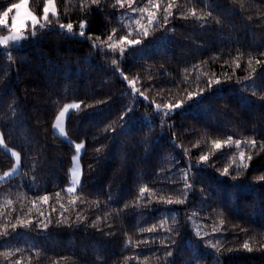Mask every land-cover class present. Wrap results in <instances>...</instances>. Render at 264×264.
Listing matches in <instances>:
<instances>
[{
	"label": "trees",
	"instance_id": "trees-1",
	"mask_svg": "<svg viewBox=\"0 0 264 264\" xmlns=\"http://www.w3.org/2000/svg\"><path fill=\"white\" fill-rule=\"evenodd\" d=\"M19 2L0 0V12ZM45 2L29 0V6L42 15ZM55 2L59 23L71 22L79 31V21H89L84 38L45 29L12 50V61L0 51V131L5 144L21 154L20 173L0 183V225L18 218L32 221L28 228L18 226L11 235L0 236V253L14 252L8 260L0 255V264H158L162 242L169 237L175 239L169 258L175 264H186L197 251L201 264H216L215 250L205 247L210 242H219L221 264H264V181L258 179L264 175V149L259 147L264 142V65L255 63L264 60V0H173L165 28L153 30L124 56L93 48L87 37L107 40L113 29L118 37L126 35L121 20L132 13L127 6L113 8L114 0H102L100 8L93 5L86 13L80 0ZM167 3L160 0L158 16ZM147 4L133 0L132 7ZM193 7L203 20L181 17ZM50 20L58 28L56 18ZM5 32L0 28V35ZM138 50L146 53L137 55ZM123 76L135 79V88L148 99ZM209 79L221 83L209 88ZM198 90H204L203 99L189 101L188 94ZM181 100L182 107L168 118L155 112V104ZM71 102L81 107L67 119L66 141L53 127ZM129 106L134 119L127 134L119 127L105 131ZM229 136L240 145L229 146ZM251 139L256 148L247 146ZM213 141H221L222 147L214 148ZM80 142H85L82 184L69 194L74 145ZM241 151L252 156L249 167L236 180L221 175L225 167L237 175ZM202 154L209 156L207 162H198ZM13 165L12 155L0 147V175ZM189 170L195 182L189 178L194 191L186 203H161V197L181 194L182 177ZM142 187L148 189L143 197ZM45 195L47 204L40 199ZM61 205L71 227L57 224ZM40 212L50 215L46 230L36 226L44 219ZM173 216L179 221L178 236L140 231L153 224L159 228L161 220L177 227ZM197 228L207 233L203 239L195 235ZM145 240L150 243L137 247ZM245 242L253 251L242 247Z\"/></svg>",
	"mask_w": 264,
	"mask_h": 264
},
{
	"label": "snow or ice",
	"instance_id": "snow-or-ice-1",
	"mask_svg": "<svg viewBox=\"0 0 264 264\" xmlns=\"http://www.w3.org/2000/svg\"><path fill=\"white\" fill-rule=\"evenodd\" d=\"M102 3V0H80L79 3V8L86 13L89 11L90 7L95 5L97 8H100V5ZM133 0H114V3L112 4L113 8H125L127 6L128 9H130L134 13H139L140 16L144 19L147 20V24H142L140 19H137L135 21L136 26H137V31H136V37H143L146 38L150 35V33L153 32V30H160L165 28V26L170 22V17L173 15L172 8H173V0H168L167 5L163 9V15L158 16L157 13L160 11V0H148V5L145 7H138V8H133L132 7ZM28 0H20L19 3L11 4L10 6L6 7L2 12H0V26H4L8 32L7 35L0 37V49H4V55L6 56L8 61H12V50L18 49L22 47V44L24 42H27L31 39H35L38 36V33L47 30L49 32L51 31H59L60 33L64 34L66 38H74L75 36L79 37H85V30L88 27L89 21L87 19H83L79 21L78 23V29L79 31L76 32L74 31V24L73 23H59V13L56 9L55 6V0H46L44 7H43V15L42 17H38L35 14H33L30 10L27 8ZM15 10V15L11 17V24L9 26V14L13 13ZM103 11V9H101ZM49 13H51L52 17L56 18L57 23H58V28L53 25V21L50 20L49 18ZM195 17L197 20H203L204 17L199 16L197 14L196 8L193 7L189 9L187 12H182L181 17L184 19H187L188 16ZM207 16H211V12L207 13ZM251 19V17H249ZM162 21V22H161ZM219 22V21H217ZM30 25V27H29ZM131 34V33H129ZM116 36V30L113 29L111 35L107 37V41L102 42L101 44H97L96 40L99 38L93 39V37L88 36L87 39L92 40V47L93 48H102L103 45H106L107 49L110 50L111 52H119L120 55H123L125 51V45H139L142 43V40L140 38H133L129 39L128 35H124L119 37L118 39L114 40V37ZM166 37H160L158 39H163ZM261 56H264V52L260 53ZM112 65H116L117 61L112 60L111 61ZM257 65H264V60H259L257 59L255 61ZM248 65L250 68H252L253 71L255 69L253 68V60L249 59L248 60ZM239 67V64L237 63L236 65ZM122 74V73H121ZM123 79L125 81L129 82V85L132 87L133 91L138 93L140 96L144 97V99H148L147 96L143 92H141L139 89L135 88V79L130 80L128 79L127 76H123ZM228 79H231L229 77ZM4 81L0 80V84H3ZM208 87L211 88L213 84H220L221 81L219 79H209L208 80ZM5 88H8V85H4ZM203 91L204 90H198L195 93H189L187 96V99L189 101H192L193 103H196L197 101L194 100V97H199L200 99H203ZM256 93L254 92L253 95ZM260 99L264 100V96H261ZM16 101H12V105H16ZM184 104V101H177L175 103H167L165 105L161 104H155V110L156 112L160 113L162 117L168 118L170 117L176 109H179L182 107ZM81 107L80 104H69L65 105L64 109L59 112L58 116L56 117V123L54 127L59 130V132L65 136L67 139V135L65 133V129L62 126V121L68 112V110L71 109H76L79 110ZM91 107V105H89ZM134 109L133 107L129 106L127 107L126 111L124 112V115L120 117L119 121L114 122L113 125H108V127L105 129V131H111L115 132L116 128L119 127L122 131V133L127 134L125 131L127 129L128 124L134 119V116L131 115L133 113ZM15 114V110L13 112ZM127 117V119H125ZM115 125V126H114ZM165 126V122L163 119H161V127ZM151 127V125H150ZM147 139L145 140V143H147ZM226 143L231 146L233 143H235L237 146L240 145L241 141H233L232 137L229 136L227 138ZM247 146L250 148H256L257 147V141L255 139H251L250 141H247ZM0 145H3L5 149H7V145L4 143L3 139V133H0ZM75 151L79 153L82 148H84V144L78 143L74 145ZM213 147L216 149H220L222 147V142L221 141H213ZM259 147L264 149V142H261ZM96 151H101V149H96ZM14 157H16L17 162L20 160V154L17 152H12L11 153ZM239 164L237 165V175L231 176L229 173V168L225 167L223 168L221 175L223 176H230L232 180H236L239 177L240 172L246 170L249 167L248 161H251L252 156L248 155L245 157L244 152H240L239 154ZM209 159L208 155H200L198 157V162H207ZM236 158L233 157V162H235ZM73 162H74V167L71 169V186L66 189L68 193H74L76 192V186L80 185L81 183V177H82V168L81 165L78 163V157L74 156L73 157ZM10 175V174H6ZM192 178V181L195 182V175L192 173L190 170L185 171L184 175L182 177L184 181V188L183 191L179 196L176 198H173L169 196L168 198H160V202L163 204L167 205H173V204H184L186 203L188 199V193L193 192V183L189 182V178ZM0 179H3V177H0ZM259 180L264 181V175H261L258 177ZM238 187V186H237ZM148 189L146 187L140 188V195L143 197L144 193L147 192ZM201 196H203L204 191L203 189L200 190ZM57 197L59 196V193H56ZM44 204L48 203L49 197L47 195L43 196L40 198ZM10 204L11 201H8ZM71 204L75 203V200L70 201ZM151 203V201H149ZM125 208L128 207L127 204L124 206ZM62 211L59 213L60 219L57 220V224H64L67 222V226L71 227V221L69 218L64 216V212L67 211V209L64 208L63 205H61ZM53 211H56V209H53ZM222 214V213H221ZM2 215V213H0ZM40 217H43L44 219H41L38 224L36 225L37 227L46 230L48 228V224L51 222L50 215L46 216L44 212L39 213ZM86 219V218H85ZM99 217H97L96 221H93L91 223V227L97 228L98 227V221ZM191 219V217H189ZM81 220V217L79 215L76 216V221L79 223ZM221 225L224 223L223 220L220 221ZM32 224L31 220H21L17 219L15 223H12L9 221L8 224H3L0 225V236H9L12 233L16 231V228L18 226H21L23 228H28ZM173 224L177 225V227H172L167 225L166 220H161L160 221V226L157 228L156 224H153L151 227L148 228H142L140 229L141 232H148V233H153L157 232L160 230H163L164 232L167 233H174L176 236L179 235L180 233V228H179V221L175 219V216H173ZM11 229V232L9 231ZM215 231V228L213 229ZM107 235H112V233H107ZM195 235L201 239L207 233L201 232L199 228L195 229ZM264 235V234H261ZM132 241L131 238L128 239L127 244L131 245ZM150 241H138L137 242V247H139L140 244H149ZM163 244V256H157L156 260L158 264H175L174 259H169L173 257V251L171 248L173 245H175V239L172 237H169L167 239V243L162 242ZM206 248H211L215 250V259H216V264H221L220 262V253L222 251V248L219 246V242H210L205 244ZM245 250L251 252L253 251V248L250 246L249 243L245 242L242 246ZM260 250H264V247H261ZM15 251H20V249H16ZM231 251V249H229ZM6 260L10 259L12 255H14L13 251H7L4 253H0ZM37 256H39V253H37ZM147 260V258H146ZM11 264H21L19 260L17 261H12ZM186 264H201V254L197 251L196 254L192 257L190 261H187Z\"/></svg>",
	"mask_w": 264,
	"mask_h": 264
},
{
	"label": "rangeland",
	"instance_id": "rangeland-1",
	"mask_svg": "<svg viewBox=\"0 0 264 264\" xmlns=\"http://www.w3.org/2000/svg\"><path fill=\"white\" fill-rule=\"evenodd\" d=\"M147 5H148V4H147ZM55 6H56V9H57L56 2H55ZM145 6H146V5H142L141 7H145ZM27 8H28V10H30V11H31L33 14H35L36 16H38V17H42L43 14H42V15H38V14H36L35 12H33V11L31 10V8H30V6H29V0H28ZM137 8H138V7H137ZM13 15H15V10L13 11V13H10V14H9V26H10V24H11V17H12ZM51 17H52V15H51V13H49V18H51ZM137 19H140L142 24H145V25L147 24V20H146V19L142 18V17L140 16L139 13H134V12L128 14V15L125 16V17H123L121 21H122V25H123V27H124L125 30H126V35H128V38H129V39L140 38V39L142 40V42H143V41H144V38H142V37H136L137 26H136L135 21H136ZM29 27H30V25H29ZM0 28H5V27H4V26H0ZM76 32H78V31H76ZM129 33H131V34H129ZM7 34H8V32H5V33L1 34L0 37L5 36V35H7ZM81 38H84V37H81ZM118 38H119L118 35H116V36L114 37V40H115V39H118ZM104 41H107V40H101V39H98V40H96V43H97V44H101V43L104 42ZM139 45H140V44H139ZM135 46H138V45H125V46H124V47H125V51H124L123 55H121V56H124L125 54H127V53L129 52V50H130L131 48L135 47ZM101 49L108 50L107 47H106V45H103V47H102ZM140 49H142V48H140ZM1 50H4V49H0V51H1ZM109 51H110V50H109ZM116 53L119 54L118 51H117ZM142 53H146V52H141L140 50H138L136 54L138 55V54H142ZM119 55H120V54H119ZM133 55H135V53H133ZM69 104H80V103H79V102H71V103H68L67 105H69ZM64 107H65V106H64ZM64 107L62 108V110L64 109ZM62 110H61V111H62ZM74 110H76V109H71V108H70V109L68 110V112L66 113V115H65V117H64V119H63V121H62V126H63L64 129H65V133H66V135H67V139L65 138L64 135H62V134L59 132L58 129H56L55 127H53V128H54V132H55V134H57L60 138H62L63 140H66V141H70V138H69L68 133H67V130H66L67 119H68L70 113H71L72 111H74ZM176 110H177V109H176ZM155 112H156V110H155ZM156 113H158V112H156ZM55 123H56V120H55ZM55 123H54V125H55ZM0 133H1V131H0ZM4 143H5V142H4ZM80 143L84 144V148H82L81 151H80L79 153H77V152L75 151L73 157H74V156H77V157H78V163L81 165V168H82V156H83L84 151H85V142H80ZM75 144H78V143H75ZM0 147L4 148L3 145H0ZM4 149H5V148H4ZM5 150H6L9 154H11L12 152H17V153L20 154V152H19L18 150L13 149V148H11V147H9V146H7V149H5ZM11 155H12V154H11ZM12 157L14 158V165H13V167L10 168L8 171H6L5 173H3V174L0 175V177H3V179H0V183H2V182H4V181H7V180L13 178L14 176H16V175H18V174L20 173V170H21V154H20V160H19V162H17L16 157H14L13 155H12ZM73 167H74V162H73V164H72V166H71V169H72ZM71 169H70V182H69L68 186L66 187V189H67L68 187L71 186ZM82 173H83V168H82ZM6 174H10V175H6ZM82 175H83V174H82ZM81 184H82V177H81V183H80V185L76 186V192H77V191L79 190V188L81 187ZM76 192H74V193H69V194H75ZM67 193H68V192H67Z\"/></svg>",
	"mask_w": 264,
	"mask_h": 264
}]
</instances>
